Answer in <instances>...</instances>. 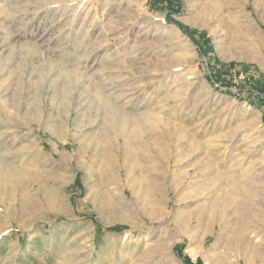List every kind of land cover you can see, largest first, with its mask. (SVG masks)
<instances>
[{
  "label": "rangeland",
  "instance_id": "obj_1",
  "mask_svg": "<svg viewBox=\"0 0 264 264\" xmlns=\"http://www.w3.org/2000/svg\"><path fill=\"white\" fill-rule=\"evenodd\" d=\"M176 1L0 0V264H264V0Z\"/></svg>",
  "mask_w": 264,
  "mask_h": 264
},
{
  "label": "trees",
  "instance_id": "obj_2",
  "mask_svg": "<svg viewBox=\"0 0 264 264\" xmlns=\"http://www.w3.org/2000/svg\"><path fill=\"white\" fill-rule=\"evenodd\" d=\"M157 3H168V4H178L176 0H154ZM172 13H176V11H172ZM228 89V88H227ZM239 92L242 90L239 89ZM248 92V96L253 97L256 100V105L260 107L261 105H264V88L262 90H255L254 88H249L246 90ZM228 93V92H225ZM229 95L231 93L229 92ZM186 264H189L188 259L184 260Z\"/></svg>",
  "mask_w": 264,
  "mask_h": 264
},
{
  "label": "bare ground",
  "instance_id": "obj_3",
  "mask_svg": "<svg viewBox=\"0 0 264 264\" xmlns=\"http://www.w3.org/2000/svg\"><path fill=\"white\" fill-rule=\"evenodd\" d=\"M240 1H242V0H240ZM225 4H228L227 0H225ZM222 5H223V4H222ZM256 16H257V15H256ZM246 24L251 26V23H250L249 21H247ZM123 219H124V218H123ZM201 232H202V231H201ZM212 245H213V244H212ZM216 245H218V244H216ZM214 246H215V245H214ZM217 258H218V257H217ZM225 260H226V258H222V259H221V262H225Z\"/></svg>",
  "mask_w": 264,
  "mask_h": 264
}]
</instances>
